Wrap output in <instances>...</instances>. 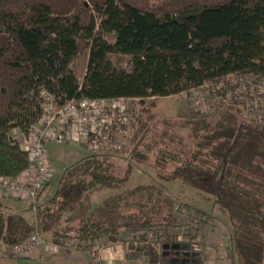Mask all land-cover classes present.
Instances as JSON below:
<instances>
[{
	"label": "trees",
	"instance_id": "1",
	"mask_svg": "<svg viewBox=\"0 0 264 264\" xmlns=\"http://www.w3.org/2000/svg\"><path fill=\"white\" fill-rule=\"evenodd\" d=\"M121 55L130 66L116 62ZM245 74L264 82V0H0V177L30 168L16 133L39 124L44 89L58 106L82 97L138 98L147 115L137 117L130 147L118 155L123 170L117 155L89 153L42 198L46 184L35 202L37 226L26 212L32 203L21 211L0 196V241L10 246L37 227L47 238L79 241L78 248L100 237L116 242L121 225L98 213L132 206L144 216L140 224H166L151 214L164 205L177 210L178 200L163 197L161 187L181 181L208 193L223 215L233 264H264V120L250 115L253 105L218 103L212 117L166 118L161 128L147 106ZM138 166L153 168L155 182L131 185ZM181 208L185 218L211 220L189 203Z\"/></svg>",
	"mask_w": 264,
	"mask_h": 264
},
{
	"label": "rangeland",
	"instance_id": "2",
	"mask_svg": "<svg viewBox=\"0 0 264 264\" xmlns=\"http://www.w3.org/2000/svg\"><path fill=\"white\" fill-rule=\"evenodd\" d=\"M114 59L123 67H128L131 64V57L127 55L116 56ZM84 70L83 66L79 68L81 77ZM139 101L140 99L138 98H126L124 105L122 103L124 112L118 113L113 119V122L110 121V118L102 125L104 128L101 134L93 135L90 140L82 139L48 143L47 151L53 171L51 183L45 190V198L55 191L65 168L89 153L96 155L111 153L117 155L115 161L123 170L126 160L118 155L125 153L127 148L130 147L131 138L137 126V117L141 116L144 118L147 116L146 113L141 112L142 106ZM236 101H247L248 107H253L250 112L252 114L250 115L260 121L261 119L264 120V82L253 74L228 75L221 79L210 80L186 92L152 99L147 106L155 114L154 120L159 125V128H161V121L163 119L184 120L196 115V112L212 117L215 114L214 112L217 109L218 103L228 104ZM251 105L253 106L251 107ZM183 131L187 135V140L190 143L192 140L188 136L189 130L186 128ZM16 134L19 135L20 144L22 141H28V144L24 143L25 146L29 147L28 145H31L30 139L32 138V132L28 135ZM93 142L97 143V147L96 145L93 147ZM153 174V168L145 166L142 168L138 166L133 171L130 184L153 183L155 182L152 176ZM161 192L165 198L177 199L179 205L177 206V210L176 204L173 208L164 205L165 208L163 207V211L160 213H150L154 219L157 221L164 220L163 222L166 224L161 223L150 226L140 224L144 216L132 206L98 213L100 217L107 218L110 223H118L121 225L120 239L114 242L108 238L100 237L86 244L82 243L81 245L84 246L80 245L79 249L82 251L85 250L84 254L86 255L90 250L99 252L106 245L113 247V250H115L113 252L118 253L117 258H115L112 264H192L172 262L170 254L173 253L171 252L173 248L168 250L169 254H163L166 250L163 248L164 244L189 243L192 245V248L195 246L201 252L200 264H233V257L230 253L231 230L223 215L213 207V202L209 194L197 188L190 187L181 181L165 183L161 187ZM105 193L100 195L99 201L106 195ZM23 200L22 198L19 200L9 199V197L6 198L8 203L15 204L21 203ZM98 202L95 204H98ZM182 202L189 203L195 209L210 213L212 216L210 218L211 220L198 221V218L193 214L185 218L181 208ZM24 203L28 204L29 202L24 201ZM28 211L32 217V211ZM177 212L182 217H179V219H182L180 221L176 217ZM169 214H171L172 219L167 220L166 218V221L164 217ZM177 220L180 223L184 222L185 225H175ZM126 224H129V227L125 228L124 225ZM45 238L49 239L50 243H52V238H47L46 236ZM62 241L64 242L61 243L68 241L69 245H72L71 247L68 246V248H72L71 251L79 243V241L69 238H64ZM126 241L130 242L126 243ZM116 244L119 247L115 246ZM7 252L9 256L5 259L6 261L0 260V263L39 264V260L37 259H18L14 257V253L10 250H7Z\"/></svg>",
	"mask_w": 264,
	"mask_h": 264
},
{
	"label": "built area",
	"instance_id": "3",
	"mask_svg": "<svg viewBox=\"0 0 264 264\" xmlns=\"http://www.w3.org/2000/svg\"><path fill=\"white\" fill-rule=\"evenodd\" d=\"M43 100L42 116L39 124L32 131L29 147L22 141V147L30 152L31 166L17 177H0V196L22 198L32 203V210L36 214V200L43 188L52 178V166L49 160L47 145L50 142L71 140H90L93 135L101 134L102 126L118 113L124 112L125 96L120 97H82L71 99L62 106H58L54 96L46 89L41 91ZM123 103V105H122ZM111 122V123H112ZM28 144V143H27ZM93 147L97 143L93 142ZM35 225L37 221L35 218ZM49 241L36 229L23 241L8 246V250L15 256H30ZM130 241H126L129 243ZM53 247H70L66 243H50ZM76 248L77 245H75ZM102 248V247H100ZM133 250V249H131ZM130 250V251H131ZM95 253V250H94ZM99 264H112L102 256H95Z\"/></svg>",
	"mask_w": 264,
	"mask_h": 264
},
{
	"label": "crops",
	"instance_id": "4",
	"mask_svg": "<svg viewBox=\"0 0 264 264\" xmlns=\"http://www.w3.org/2000/svg\"><path fill=\"white\" fill-rule=\"evenodd\" d=\"M42 198H45V191L42 194ZM24 201L25 200L21 201V203H18V204H15V203H10V204L15 209L25 211L27 204L24 203ZM31 211L33 213V216L31 218L33 219V222H35L36 214L33 212L32 209ZM26 212L29 213V211H26ZM47 241H49V239H47ZM52 242L61 243L58 240H53ZM49 243L50 241L30 256H26V257L20 256L19 257V256L14 255V257L18 259H37L39 260V264H99L96 261L95 256L99 255L107 259L109 258V260L112 263H114L115 258H117L116 256L118 253V252H113L115 251L113 250V247H108L106 245V247L101 249L99 252L95 251L94 253V251L90 250L85 255L84 254L85 250L82 251L79 248H75L73 251H71L72 248L65 249L64 247H61V248L57 246L53 247ZM115 246H117V244ZM7 250H8V245L0 241V260H5L7 256H9L8 255L9 253L7 252ZM0 264H4V263H0Z\"/></svg>",
	"mask_w": 264,
	"mask_h": 264
},
{
	"label": "water",
	"instance_id": "5",
	"mask_svg": "<svg viewBox=\"0 0 264 264\" xmlns=\"http://www.w3.org/2000/svg\"><path fill=\"white\" fill-rule=\"evenodd\" d=\"M163 248L166 249L164 251V255H167L169 254V249L170 248H173V249H183V250H190L192 248V245L187 243V244H170V243H167V244H164L163 245ZM178 253V252H177ZM189 255H191L193 257V259H190L189 258ZM200 255H201V252L200 251H193L192 253L190 252H187V257L183 258V259H177V260H172V262L174 263H192V264H200L201 263V259H200Z\"/></svg>",
	"mask_w": 264,
	"mask_h": 264
},
{
	"label": "flooded vegetation",
	"instance_id": "6",
	"mask_svg": "<svg viewBox=\"0 0 264 264\" xmlns=\"http://www.w3.org/2000/svg\"><path fill=\"white\" fill-rule=\"evenodd\" d=\"M196 250H198V249L195 246L193 248H191L190 250L189 249L188 250L171 249V252H173V253L170 254V257H171V260L183 259V258L187 257V252L192 253L193 251H196ZM200 257H201V255H200ZM189 258L193 259V257L191 255H189Z\"/></svg>",
	"mask_w": 264,
	"mask_h": 264
}]
</instances>
